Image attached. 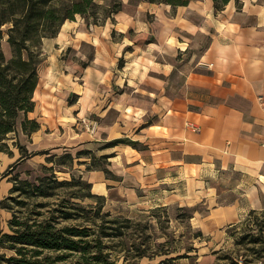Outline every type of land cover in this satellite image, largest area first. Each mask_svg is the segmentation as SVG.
Returning <instances> with one entry per match:
<instances>
[{"label":"crops","instance_id":"obj_1","mask_svg":"<svg viewBox=\"0 0 264 264\" xmlns=\"http://www.w3.org/2000/svg\"><path fill=\"white\" fill-rule=\"evenodd\" d=\"M121 1L115 23L89 31L73 20L43 39L27 113L40 128L28 136L18 125L17 135L35 154L16 162L84 149L105 155L104 169L79 173L106 202L199 203L189 222L206 237L197 238L202 248L230 241L228 225L264 210V0H230L219 12L213 0ZM86 43L90 56L79 49ZM83 119L97 121L95 132ZM119 138L128 142L111 144ZM11 150L0 159H18ZM218 244L210 253L196 246V262L221 264Z\"/></svg>","mask_w":264,"mask_h":264},{"label":"trees","instance_id":"obj_2","mask_svg":"<svg viewBox=\"0 0 264 264\" xmlns=\"http://www.w3.org/2000/svg\"><path fill=\"white\" fill-rule=\"evenodd\" d=\"M143 1L175 7L189 0ZM229 1L213 0L215 11L223 10ZM121 7V0H0V152L11 155V146L16 147L20 152L17 162L35 154L20 144L17 135L18 125L28 136L40 128L27 113L35 106L33 96L44 59L43 39L57 36L64 22L77 16L87 26L115 23L114 16ZM118 65H122L121 59ZM126 142L119 138L111 144ZM81 154L96 159L90 150H79L76 157ZM55 158L61 162L74 160L70 152L47 156L51 162ZM106 158L101 155L97 160L104 162ZM17 162L3 176L11 174ZM92 166L88 164L86 169H101ZM52 167L44 165V174L35 180L15 174L9 195L0 197V210L11 212L8 231H0V264H181L184 259L187 264H198V248L193 242L181 248L183 238H167V206L153 207L138 217L114 213L106 208V198L94 193L92 184L82 176L60 180ZM177 211L176 218L186 226L187 236L192 230V214L184 207ZM258 214L264 216V210H249L239 222L226 227L233 247L243 246L244 251L233 256V250H213L218 260L228 261L226 264L264 261V220L260 222ZM253 222L258 223L257 230ZM202 237L196 230L190 238ZM143 258L147 261L140 263Z\"/></svg>","mask_w":264,"mask_h":264},{"label":"rangeland","instance_id":"obj_3","mask_svg":"<svg viewBox=\"0 0 264 264\" xmlns=\"http://www.w3.org/2000/svg\"><path fill=\"white\" fill-rule=\"evenodd\" d=\"M74 24L72 26H76L78 27L80 24V27L82 25H86V23L84 22V20L80 17L77 16L76 19L74 20ZM87 26V25H86ZM88 30L90 31L91 27H94V25H89L87 26ZM113 40H119L121 39V35L117 32L113 33L111 35ZM80 51H82L83 53H85L86 56H90L91 52H92V47L90 44H83L80 48ZM9 144H11L10 141H8ZM76 152L71 153L74 156V160L73 163H71L69 160H66L64 162H61L60 160H58L57 158L54 159L53 162L48 161L47 160V156L45 157V160L42 161L40 164H38L36 161H31L29 162V164H20V165H15L14 170L11 172V174H9L8 176H3V172L6 171L8 168H10L11 165H13V163L16 162L17 160V156H13V157H9V156H4L2 159H0V197L3 198L5 196L9 195V189L12 186V177L15 174H18L19 176H21V178H26L29 180H35L36 177L38 176H42L44 174L45 169L43 168V166H53L52 168L54 169V174L60 179H69L72 175L74 176H79L80 175V171L86 169V166L88 164L93 165L92 167H101V169L105 168L106 165V161L102 162V161H98L97 157L94 161V159H92L90 157L89 154H81L80 158H77L76 156ZM63 154V153H61ZM60 155V154H59ZM88 160V161H87ZM85 162V163H81V162ZM93 162V163H92ZM88 170V169H86ZM106 176L110 177L113 180H117V178L109 173V172H105ZM3 176V177H2ZM81 176V175H80ZM88 201V200H87ZM85 201V202H87ZM167 206V210H168V216H169V220L166 223V225H168V229L165 230L164 232H169V234L167 233V238H172V236H175V240L183 238L182 243L180 244L181 248L184 246H187L189 244H191V242H193V244L197 247H199L200 252H209L211 248L210 247H214L216 246L218 243V247L217 249L221 248L222 244H225L224 248L222 249L221 252L223 253H231L230 250H233L234 253H232L233 256H236V253L238 254L239 252L242 253L244 251V247L243 246H239V247H233V240L230 239V241L228 240L227 242L222 241V240H218V239H214L210 242L207 243V245L209 246V248H202L203 245V241L201 240V242H198V240L196 239L191 240V234L196 231L198 229V227L196 226H192V230L190 229V233L188 232V235L186 236V226L184 225V223L179 222L180 219H178V217L176 218V215L178 213V207H184V209L187 212H192L194 211V208L197 207H201V204L197 203L194 206H179L178 203H171V204H167L165 205ZM156 207V206H153ZM150 206H147V204L144 205H137L135 203H128L127 201L120 199V198H116L113 197L111 199H108V201L106 202V208L111 210L114 213H120L123 215H127L130 217H138L140 215H145L148 213V211L153 208ZM258 220L261 222L262 220H264V216L262 214H258ZM11 217V212L6 210V209H1L0 210V231H8V226H7V222L8 219ZM162 219H164L162 217ZM256 222V221H255ZM251 223V222H250ZM253 227L255 228V230L258 229V223L256 225V223H252ZM173 231V233H172ZM162 231L158 230L157 234H161ZM182 234H185V237L181 236ZM190 236V237H189ZM189 238V239H188ZM202 238H206L205 236H203ZM201 238V239H202ZM162 239V237H160L159 241ZM222 241V242H221ZM179 245V243H177ZM252 246V244H250V247ZM239 249V250H238ZM183 250L181 249V252ZM147 261L146 258H143L140 260V263H145ZM183 263L181 264H187V260L182 261ZM200 262V261H199ZM221 264H226L228 261L226 260H222ZM202 263V262H201ZM118 264H121L120 262ZM192 264V263H190Z\"/></svg>","mask_w":264,"mask_h":264},{"label":"built area","instance_id":"obj_4","mask_svg":"<svg viewBox=\"0 0 264 264\" xmlns=\"http://www.w3.org/2000/svg\"><path fill=\"white\" fill-rule=\"evenodd\" d=\"M201 66H206V67H210L212 64H208V63H204V62H200ZM84 126L86 127V129L93 133L96 130L97 127V121L96 120H92V119H83L82 120ZM264 145V143H263ZM261 263L260 261L257 262V264Z\"/></svg>","mask_w":264,"mask_h":264},{"label":"bare ground","instance_id":"obj_5","mask_svg":"<svg viewBox=\"0 0 264 264\" xmlns=\"http://www.w3.org/2000/svg\"><path fill=\"white\" fill-rule=\"evenodd\" d=\"M68 22H69V21L66 20V21L64 22L63 26H67V25H68ZM63 26H62V27H63Z\"/></svg>","mask_w":264,"mask_h":264}]
</instances>
